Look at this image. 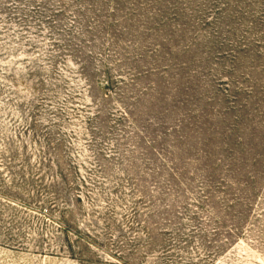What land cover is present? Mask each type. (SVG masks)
<instances>
[{"label":"rangeland","instance_id":"rangeland-1","mask_svg":"<svg viewBox=\"0 0 264 264\" xmlns=\"http://www.w3.org/2000/svg\"><path fill=\"white\" fill-rule=\"evenodd\" d=\"M0 264H264V0H0Z\"/></svg>","mask_w":264,"mask_h":264}]
</instances>
